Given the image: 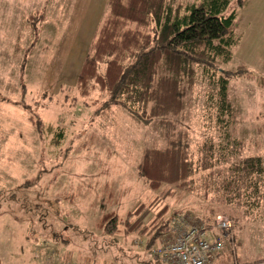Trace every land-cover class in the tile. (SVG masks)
I'll use <instances>...</instances> for the list:
<instances>
[{"label": "rangeland", "instance_id": "obj_1", "mask_svg": "<svg viewBox=\"0 0 264 264\" xmlns=\"http://www.w3.org/2000/svg\"><path fill=\"white\" fill-rule=\"evenodd\" d=\"M71 2L52 0L33 39L29 28L23 30L20 50L12 57L9 91L0 96V264H161L148 257L142 237L108 236L94 225L104 213L113 211L123 219L139 203L161 195L164 188L149 189L137 167L143 148L163 147L171 128L154 121L140 124L119 107L96 116L101 100L94 105L92 97L72 100L75 91L63 83L53 94L41 89L45 78L57 80L66 70L71 75V64H58L55 50ZM81 38L70 36L69 45ZM236 65L231 61L224 69ZM206 92L207 84L200 80L192 93L183 90L186 111L175 131H185L182 142L192 150L216 133L204 119ZM228 96L236 109L231 137L246 141L245 156L263 155L264 88L254 79L235 78L229 82ZM29 115L61 129V143L52 145L56 134L42 135ZM107 192L115 200L108 202ZM164 204L168 219L187 216L191 223L211 217L213 207L197 193L183 191L165 198ZM238 213L227 210L232 217ZM230 223L227 238L231 236L233 244L222 239L220 253L226 263H231L234 251L242 262L264 258V208L243 213L234 227Z\"/></svg>", "mask_w": 264, "mask_h": 264}, {"label": "trees", "instance_id": "obj_2", "mask_svg": "<svg viewBox=\"0 0 264 264\" xmlns=\"http://www.w3.org/2000/svg\"><path fill=\"white\" fill-rule=\"evenodd\" d=\"M234 2L241 7V0H107L73 88L72 100L92 97V105L101 100L96 116L119 107L140 124L154 121L171 128L163 147L143 148L137 167L149 189L164 188L161 195L139 203L123 219L113 211L104 213L94 225L108 236L142 237L150 258H156L150 249L171 221L164 200L178 191L197 193L213 206L208 220L224 215L233 227L243 213L264 208V154L245 156L246 141L230 135L236 109L229 100V82L254 79L264 88V72L224 69L241 40V34L230 31L237 15L230 9ZM42 24V14L33 13L22 27H29L33 39ZM19 50L16 44L14 54ZM199 80L207 84L206 126L216 133L192 150L182 142L185 131L176 132L175 125L186 111L183 90L192 93ZM28 118L42 135L56 134L52 145L61 143V129ZM111 196L107 192L108 202L115 200ZM228 209L241 214L232 217ZM252 263L264 264V258L242 262L232 253V264Z\"/></svg>", "mask_w": 264, "mask_h": 264}, {"label": "crops", "instance_id": "obj_3", "mask_svg": "<svg viewBox=\"0 0 264 264\" xmlns=\"http://www.w3.org/2000/svg\"><path fill=\"white\" fill-rule=\"evenodd\" d=\"M52 0H0V96L5 97V91L12 81V57L15 46L20 45L23 33L24 19L33 13H41L43 23L46 19V9ZM107 0H73L70 4L64 32L58 38L55 50L58 52L61 66H72L71 75L62 71L61 77L45 78L41 89L51 94L62 87V83L74 88L77 76L86 55L88 46L104 14ZM241 7H232L237 12L230 31L241 34V40L235 48L231 61L237 66H244L257 75L264 72V0H241ZM232 5V3H231ZM230 5V8H231ZM43 26V24H42ZM64 33V35H63ZM82 36L71 45L70 36ZM53 61V60H52ZM230 61V62H231ZM235 67V68H236ZM67 73L69 74L67 76ZM10 88V87H9ZM91 104V102H90ZM92 105V104H91ZM194 224L210 226L212 220L208 217L195 219ZM149 257V256H148ZM227 257L217 256L211 264H227ZM232 264V261L231 263Z\"/></svg>", "mask_w": 264, "mask_h": 264}, {"label": "built area", "instance_id": "obj_4", "mask_svg": "<svg viewBox=\"0 0 264 264\" xmlns=\"http://www.w3.org/2000/svg\"><path fill=\"white\" fill-rule=\"evenodd\" d=\"M186 217L174 216L168 232L150 249L161 264H211L224 248L222 239L232 245L231 236L227 238L232 226L223 215L213 220L212 239L207 237L208 226L191 223Z\"/></svg>", "mask_w": 264, "mask_h": 264}]
</instances>
